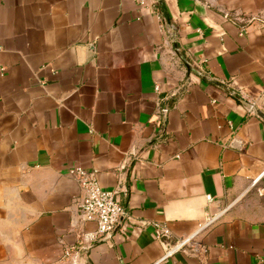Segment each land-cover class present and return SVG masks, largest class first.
<instances>
[{"label":"crops","instance_id":"1","mask_svg":"<svg viewBox=\"0 0 264 264\" xmlns=\"http://www.w3.org/2000/svg\"><path fill=\"white\" fill-rule=\"evenodd\" d=\"M154 1L0 0V264H264V0Z\"/></svg>","mask_w":264,"mask_h":264},{"label":"built area","instance_id":"2","mask_svg":"<svg viewBox=\"0 0 264 264\" xmlns=\"http://www.w3.org/2000/svg\"><path fill=\"white\" fill-rule=\"evenodd\" d=\"M136 1L140 4L145 3V0ZM158 6V0L154 1L152 7L159 9ZM161 16L162 21L166 23L163 13H161ZM156 90L159 91L158 85H156ZM160 101H162L161 98ZM164 113H166V109H164ZM69 173L76 178L80 186V194L76 199L79 222L80 224L94 222L96 228L92 231L79 228L77 230V245L66 247L65 258H71L76 248L89 246L99 239L110 235L121 219L128 214L127 208L121 203L119 189L102 188L97 180L96 171H88L83 167L76 166L71 167ZM258 192L262 194L264 187L258 189ZM207 198L210 200L211 196L208 195ZM211 220L212 218L203 224L201 228L210 223ZM159 235L161 236L162 233L160 232ZM190 240L191 237H188L179 241L168 250L167 255L181 248Z\"/></svg>","mask_w":264,"mask_h":264},{"label":"water","instance_id":"3","mask_svg":"<svg viewBox=\"0 0 264 264\" xmlns=\"http://www.w3.org/2000/svg\"><path fill=\"white\" fill-rule=\"evenodd\" d=\"M158 1H159L160 5H161V7H162V9H163V11H164L166 17L168 18V16H167V12H166V8H165V5H164L163 1H162V0H158ZM175 46H176V48H177V54H178V56L182 59V61H184V63L186 64V66L188 67L189 70L192 69V67H191V65H190V63H189V61H188V59L185 57V55H184L183 53H181V52L179 51V49H178V45L175 44ZM260 115L264 118V113H263V112H261ZM162 241H163V242H166L168 245H170V243H171V238H170V236H168V235H163V236H162Z\"/></svg>","mask_w":264,"mask_h":264},{"label":"rangeland","instance_id":"4","mask_svg":"<svg viewBox=\"0 0 264 264\" xmlns=\"http://www.w3.org/2000/svg\"><path fill=\"white\" fill-rule=\"evenodd\" d=\"M258 193H259V192H258ZM263 193H264V192H263ZM263 193H262V194H263ZM259 194H260V193H259ZM262 194H261V195H262ZM262 200H264V199H262ZM253 202H255V201H253ZM262 202H263V201H262ZM253 204L255 205V203H253ZM255 209H256V208H255Z\"/></svg>","mask_w":264,"mask_h":264}]
</instances>
